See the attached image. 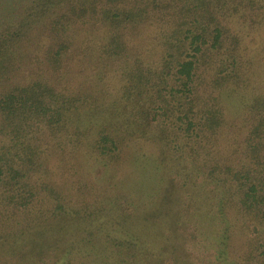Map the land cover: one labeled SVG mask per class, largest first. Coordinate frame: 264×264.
<instances>
[{
	"label": "trees",
	"instance_id": "16d2710c",
	"mask_svg": "<svg viewBox=\"0 0 264 264\" xmlns=\"http://www.w3.org/2000/svg\"><path fill=\"white\" fill-rule=\"evenodd\" d=\"M253 25L264 0H0V264H264Z\"/></svg>",
	"mask_w": 264,
	"mask_h": 264
},
{
	"label": "rangeland",
	"instance_id": "374dc122",
	"mask_svg": "<svg viewBox=\"0 0 264 264\" xmlns=\"http://www.w3.org/2000/svg\"><path fill=\"white\" fill-rule=\"evenodd\" d=\"M242 36V44L245 46V48H247V52L244 51V55H246V57L249 56H254L256 54H263L264 51V25L263 26H255L253 25L251 27V29H244V32H242L241 34ZM264 54L262 55L263 58ZM225 105V108H227V115L232 118H238L240 115V107L239 104H235V103H230ZM94 172V171H93ZM96 173H98L96 171ZM185 176V174L183 175V177ZM173 177V173L170 174V179H172ZM174 181H176L177 183L181 184L180 179L177 178L174 179ZM182 187L183 190H187L186 192H188L190 190L189 193V197L191 196H201V193L199 191L200 188L197 187V185L201 184V180L200 178H194L193 180H188L186 178H182ZM188 181V182H186ZM174 182V183H176ZM185 183V185H184ZM185 192V193H186ZM198 209H200L201 211L205 210L206 212L209 211V209L204 206H200L198 207ZM191 213H197V211L195 210V208L191 209L190 206V214ZM189 214V215H190ZM230 226L231 224H233L234 222H229L227 221ZM224 224H226V222L222 223L219 220H211L210 219H199V221L196 222V225H191L189 227H187L186 231L184 232L183 236H195L193 233L195 232H199L197 234V236H218L219 231L221 230V228H224ZM235 224V223H234ZM59 226L63 227L64 231L66 232H74L75 230H77L78 228V223L77 221H71L69 223H66L65 221L59 222ZM216 229L218 230V233H216ZM253 227L250 226L248 224L247 221H243V220H239L238 222H236V227L233 230V235L231 236H236L237 239V244L240 245V238L241 236H252L253 235ZM194 250V249H193ZM212 251V249H210ZM207 255V253H206ZM204 257L205 254H204ZM209 262H211V258L209 257Z\"/></svg>",
	"mask_w": 264,
	"mask_h": 264
}]
</instances>
